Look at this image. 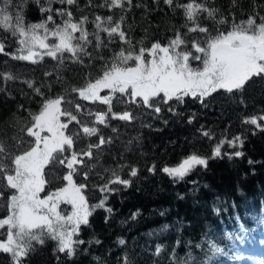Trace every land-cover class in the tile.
I'll list each match as a JSON object with an SVG mask.
<instances>
[{"label": "trees", "instance_id": "obj_1", "mask_svg": "<svg viewBox=\"0 0 264 264\" xmlns=\"http://www.w3.org/2000/svg\"><path fill=\"white\" fill-rule=\"evenodd\" d=\"M178 2L185 3L188 0ZM102 3L104 0H77L73 6L54 3L52 7H71L73 17L77 20L87 15L89 23L86 27L89 32H94L91 21L95 15H113L114 19H118L120 14V10L109 12L106 7H98ZM207 4L219 11L214 19L207 18L206 13L200 14L198 22L213 30L217 27L216 20L221 17L228 23L218 27L227 31L233 14L237 22L247 19L250 14L264 15V0H236L235 6L232 0H207ZM46 15L40 13L34 2H30L25 9V23L39 22ZM124 16V30L137 48L141 40L145 47H150L157 40L162 44L167 43L177 28L182 34L186 32V29L181 28L185 23L182 10L173 12L163 4V0H132L131 8ZM55 19L57 23L61 22L60 17ZM101 35L106 39L105 34ZM198 35L189 34V38ZM90 39L93 44L87 50L95 56V40L94 37ZM0 42L4 43L6 53H14L19 47L16 38L3 29H0ZM110 47L112 51H118L120 45L117 43ZM99 54L110 57L112 52L102 49ZM65 56L68 54L65 53ZM82 59L84 64L66 59L63 65H59L58 61L45 57L41 63L33 65L0 54V73H11L15 77L5 81L0 76V88L3 89L0 91V140L9 146V151L16 152L17 140L13 138L24 135L20 129L31 119L24 109L31 112L40 109L41 98L23 81L33 80L36 86L51 84V91L47 86L41 89L46 96L64 94L65 88L70 90L71 86H82L89 74L93 78L101 74L103 61L97 59L89 67L90 57L83 56ZM45 72H51L52 75L46 77ZM57 76L62 79H57ZM68 98L73 99L74 104L80 103L86 108L106 107L79 101L70 92ZM205 103L207 107L186 98L184 105L177 106V111L181 113L178 116L167 112V106H164L165 111L161 115L168 121L167 124L162 119L153 120L143 116L132 124L111 121L118 128L116 133H112L110 128L102 129L106 137H113V143L106 145L98 156L94 152L92 160L85 158L89 167L79 168L80 174L76 177L78 182L90 185L85 192L90 204L97 203L101 198L100 192L91 185L103 184L110 175V171L106 170L123 166L120 175L124 179H131V186L125 189L120 185H112L121 189L108 200V206L114 210L112 217L105 223L106 213L102 209L90 217L91 227H82L79 237L85 240V244L78 246L73 258L69 259L66 253H59L56 250L57 242L46 238L43 245L33 243V250L25 258L24 264H126V261L127 264H173L177 257L181 261L187 259L188 264H236L247 257L249 251L259 249V244H264V131L242 121L245 117L264 114V80L254 77L245 85L243 92L229 95L221 90L208 97ZM74 104L70 109L75 114ZM20 105H24V109ZM129 107L134 112L146 111L133 105ZM123 109V105L116 106L114 103V111ZM193 113L196 119L188 124L187 118ZM77 115L79 119H85ZM142 121L152 126L144 127ZM201 125L215 134L213 140L201 135L198 131ZM69 129H79V125L73 122ZM236 135L244 140L242 147L233 148L225 143L221 157L209 159L207 168L198 166L183 180L175 181L161 171L164 166L178 165L194 152L211 157L213 147L220 139L225 136L232 139ZM96 140L97 137L91 138V141ZM235 151H241L244 155L231 159L223 155ZM249 160L254 163L249 164ZM153 164L156 165L155 173L148 171ZM131 167L138 168L135 178L128 174ZM45 171L48 173L46 179L53 182L46 186L43 195L63 183L56 177L66 170L62 167L52 169L50 165ZM85 171L89 172V181L83 180ZM3 203L0 200V204ZM137 211L139 215L133 220L132 214ZM6 215L5 205L0 207V218ZM5 238L0 236V240ZM120 238L125 240L124 245H119ZM93 239L101 243L89 244L88 241ZM208 241L222 249V253L213 256L211 261ZM157 246L161 248L159 254L156 253ZM0 264H12L11 257L0 253Z\"/></svg>", "mask_w": 264, "mask_h": 264}, {"label": "snow or ice", "instance_id": "obj_2", "mask_svg": "<svg viewBox=\"0 0 264 264\" xmlns=\"http://www.w3.org/2000/svg\"><path fill=\"white\" fill-rule=\"evenodd\" d=\"M30 2L39 7L42 15L47 13L41 21L25 23V9ZM54 3L73 6L77 0H44V3L41 0H0V29L15 37L19 45L14 53H6L4 43L0 42V54L33 65L41 63L45 57L58 61L59 65H63L66 59L84 64L83 56L90 57L89 67L97 59L104 63L100 75L93 78L89 74L82 86H71L70 90L65 88L64 94L56 96H46L41 90L47 86L51 91V84L36 86L33 80L23 81L41 98L40 109L31 112L20 105L21 109L28 111L31 119L20 129L24 135L13 138L17 140L15 153L0 140V200L4 201L0 207L6 205L7 211V215L0 218V230H6L0 231V236L6 237L0 240V253L8 254L12 264H24L33 250V243L43 245L46 238L56 241V250L66 253L71 259L76 255L78 246L85 244V240L79 237L82 227H91L90 217L98 209L106 213L105 223L112 217L114 210L108 206V200L121 190L112 185L126 189L132 184L131 179L121 177L123 166L106 170L110 171V175L103 184L91 185L101 194L97 203L90 204L85 194L90 185L78 182L76 178L80 167H89L85 158L92 160L94 152L98 156L106 145L113 143L112 136L106 137L102 133V129L108 128L112 133L118 131L111 121L132 124L140 117L149 116L153 120L162 119L167 124L168 121L161 115L165 111L164 106H167V112L178 116L181 113L177 111V106L184 105L186 98L207 107L205 101L214 93L221 90L229 95L243 92L245 85L254 77L264 80V15L259 13L250 14L247 19L238 22L233 14L227 31L218 27L228 23L221 17L216 20L217 27L213 30L198 22L200 14L206 13L207 18L214 19L219 11L210 8L207 0H188L185 3L163 0V4L173 12L182 10L185 23L181 28L186 32L182 34L177 28L167 43L157 40L150 47H145L141 40L137 48L123 27L124 13L131 8L132 0H104L98 5L106 7L109 12L120 10V14L118 19H114L113 15H95L91 21L94 32H89L86 27L89 23L87 15L74 19L71 7L53 9ZM232 3L235 6L236 0ZM55 17H60L61 22L57 23ZM197 33L200 35L189 38V34ZM90 37L95 40V56L87 50L93 44ZM117 43L119 50L112 51L110 46ZM102 49H108L112 55L105 57L99 54ZM51 75V72H45L46 77ZM0 76L5 81L15 79L11 73H0ZM57 79L62 78L57 76ZM0 91L3 89L0 88ZM105 91L106 94L101 95ZM69 92L75 94L79 101L106 107L92 109L80 103L74 104V100L68 98ZM240 102L243 104V99ZM114 103L116 106L123 105L124 109L114 111ZM73 104L75 114L70 109ZM129 105L146 111L134 112ZM77 114L85 119H79ZM195 119L196 114L193 113L188 116L187 123L192 124ZM262 121L264 114L245 117L242 123L264 131ZM73 122L79 125V129H69ZM142 126L152 125L142 121ZM198 131L209 140L215 138V134L210 129H204L203 125ZM25 136L31 139H25ZM92 137H97V140L91 141ZM225 143L236 148L242 147L244 140L240 135L232 139L225 136L214 145L211 157L194 152L178 165L164 166L161 171L175 181L183 180L198 166L207 168L209 159L221 157ZM223 155L231 159L244 153L235 151ZM248 163L254 162L249 160ZM50 165L52 169L62 167L66 170L56 177L63 183L42 196L46 186L53 182L46 179L48 173L45 170ZM148 171L155 173L156 165L153 164ZM128 174L137 177L138 168L131 167ZM82 175L84 181H89V172L85 171ZM61 205L70 207L62 209ZM138 215L139 211L134 212L132 219L135 220ZM167 227L164 226L165 229ZM88 243L100 244L101 241L93 239ZM118 243L124 245L125 240L120 238ZM207 247L212 254L209 261L222 253V249L212 241L207 242ZM160 251V246H157L156 253ZM173 264H188V260L181 261L177 257Z\"/></svg>", "mask_w": 264, "mask_h": 264}, {"label": "rangeland", "instance_id": "obj_3", "mask_svg": "<svg viewBox=\"0 0 264 264\" xmlns=\"http://www.w3.org/2000/svg\"><path fill=\"white\" fill-rule=\"evenodd\" d=\"M106 94L105 92H102L101 95ZM261 123H264V121H262ZM41 195L43 196V194L41 193ZM45 195V194H44ZM70 206L67 205H61V208H69ZM258 248L260 249H264L263 244H259ZM255 250V249H254ZM250 252V251H249ZM248 252V253H249ZM264 256V254H262ZM240 264H264V258L260 257V256H255L253 255L252 257H249L248 259H245L243 261L240 262Z\"/></svg>", "mask_w": 264, "mask_h": 264}]
</instances>
